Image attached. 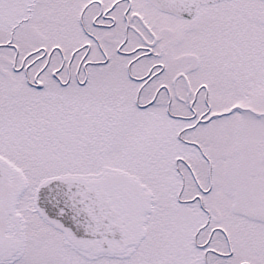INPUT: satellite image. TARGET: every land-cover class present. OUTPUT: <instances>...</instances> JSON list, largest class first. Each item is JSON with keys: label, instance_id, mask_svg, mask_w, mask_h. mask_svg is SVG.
<instances>
[{"label": "snow or ice", "instance_id": "1", "mask_svg": "<svg viewBox=\"0 0 264 264\" xmlns=\"http://www.w3.org/2000/svg\"><path fill=\"white\" fill-rule=\"evenodd\" d=\"M0 264H264V0H0Z\"/></svg>", "mask_w": 264, "mask_h": 264}]
</instances>
